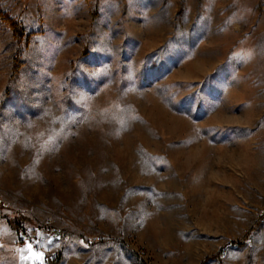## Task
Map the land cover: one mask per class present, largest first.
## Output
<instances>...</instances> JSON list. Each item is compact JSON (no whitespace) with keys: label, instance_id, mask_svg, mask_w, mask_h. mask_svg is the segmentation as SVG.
Here are the masks:
<instances>
[{"label":"rangeland","instance_id":"rangeland-1","mask_svg":"<svg viewBox=\"0 0 264 264\" xmlns=\"http://www.w3.org/2000/svg\"><path fill=\"white\" fill-rule=\"evenodd\" d=\"M41 260L264 264V0H0V264Z\"/></svg>","mask_w":264,"mask_h":264},{"label":"trees","instance_id":"trees-1","mask_svg":"<svg viewBox=\"0 0 264 264\" xmlns=\"http://www.w3.org/2000/svg\"><path fill=\"white\" fill-rule=\"evenodd\" d=\"M14 227L16 228L17 232H19L20 234H24L25 233V228L22 224H20L19 222H15Z\"/></svg>","mask_w":264,"mask_h":264},{"label":"snow or ice","instance_id":"snow-or-ice-1","mask_svg":"<svg viewBox=\"0 0 264 264\" xmlns=\"http://www.w3.org/2000/svg\"><path fill=\"white\" fill-rule=\"evenodd\" d=\"M41 264H42V260H41Z\"/></svg>","mask_w":264,"mask_h":264}]
</instances>
